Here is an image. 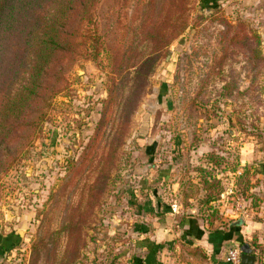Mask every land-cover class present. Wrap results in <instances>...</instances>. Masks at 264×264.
Here are the masks:
<instances>
[{
  "label": "rangeland",
  "instance_id": "374dc122",
  "mask_svg": "<svg viewBox=\"0 0 264 264\" xmlns=\"http://www.w3.org/2000/svg\"><path fill=\"white\" fill-rule=\"evenodd\" d=\"M184 1L98 0L42 96L63 90L7 120L0 264H153V217L155 264H221L181 236L189 216L242 218L264 264V0Z\"/></svg>",
  "mask_w": 264,
  "mask_h": 264
},
{
  "label": "trees",
  "instance_id": "16d2710c",
  "mask_svg": "<svg viewBox=\"0 0 264 264\" xmlns=\"http://www.w3.org/2000/svg\"><path fill=\"white\" fill-rule=\"evenodd\" d=\"M189 1H184L183 10L188 9ZM96 2L98 0H0L1 150L6 147L5 140L10 137V131L16 128V124L11 123L7 127V120H18L27 114H34L36 109L33 107L42 101L40 98L47 101L63 90L61 81L57 80L48 87L49 97L42 96L47 89L56 56H63L71 51L78 32L92 17ZM187 22L188 18L182 16V22L177 26L178 31L185 29ZM158 28L160 34L164 35L162 25ZM175 28L176 26L171 30L173 37L177 35L173 33ZM170 39L171 34L168 35V41ZM159 45L164 46L161 41ZM5 57L7 60L4 64ZM121 66L123 67L122 64ZM43 110L40 107L39 114L44 116L46 110ZM208 175L205 179L206 190L210 189V180L207 179L212 178ZM215 179L212 187L216 185ZM211 196L212 194L207 196V200H211ZM241 239L237 244L244 243Z\"/></svg>",
  "mask_w": 264,
  "mask_h": 264
},
{
  "label": "crops",
  "instance_id": "0c3cea01",
  "mask_svg": "<svg viewBox=\"0 0 264 264\" xmlns=\"http://www.w3.org/2000/svg\"><path fill=\"white\" fill-rule=\"evenodd\" d=\"M153 166V164H148V166ZM154 167V166H153ZM153 169V168H151ZM148 174V182L150 183V179H157L155 177H153V173L151 170ZM167 177H169V171L168 169L165 170H160L159 171V181L158 184L162 185L165 182V178L167 179ZM147 181V180H146ZM156 181V180H154ZM155 183V182H154ZM162 188V187H161ZM145 208L147 209H153V201L151 198L148 199L147 204L145 206ZM154 223L153 226H155V228L150 229V232H152L150 235L151 237V241H152V246H151V251L149 250L148 252H151L150 254H148V256L150 257L151 261L153 264H155L157 261L154 257V250H156L158 247V245H161V249H165L166 247V241L171 240V234L169 233V229L164 228V226H162L163 223L162 221L160 222L158 220V218H154ZM205 220L202 217H196V216H189L185 219V221L181 224V236L184 237L185 239H189V241H194L197 242L205 247H207V249H210L213 252V260L215 262H219L221 264H229L228 262V258L226 257L225 259H227V261H218L220 260L219 257H221V255H224V249L226 245H229V248L231 246H233L234 244H237L239 242L238 238L239 236L241 237L242 233H244V231L241 229V231H239L238 227H230L229 229H223V227L220 228H216L213 230H208L205 227ZM235 226V225H234ZM143 233V232H142ZM233 244V245H232ZM156 246V247H155ZM228 248V249H229ZM158 252V251H157ZM228 251H226L227 253ZM157 256V255H156ZM224 259V258H223Z\"/></svg>",
  "mask_w": 264,
  "mask_h": 264
},
{
  "label": "water",
  "instance_id": "95a60500",
  "mask_svg": "<svg viewBox=\"0 0 264 264\" xmlns=\"http://www.w3.org/2000/svg\"><path fill=\"white\" fill-rule=\"evenodd\" d=\"M243 223V219L233 222L232 224L235 226H239ZM242 248V257H241V264H257L258 257L253 253L252 248L250 247V244L247 242H244L241 245Z\"/></svg>",
  "mask_w": 264,
  "mask_h": 264
},
{
  "label": "built area",
  "instance_id": "2783aa9c",
  "mask_svg": "<svg viewBox=\"0 0 264 264\" xmlns=\"http://www.w3.org/2000/svg\"><path fill=\"white\" fill-rule=\"evenodd\" d=\"M229 264H241L242 248L240 244H234L227 252Z\"/></svg>",
  "mask_w": 264,
  "mask_h": 264
}]
</instances>
